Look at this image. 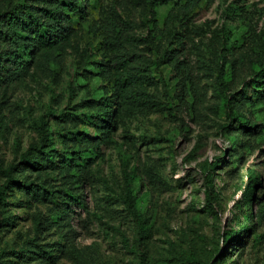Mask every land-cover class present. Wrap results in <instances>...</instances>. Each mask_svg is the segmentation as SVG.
Segmentation results:
<instances>
[{
  "label": "rangeland",
  "instance_id": "1",
  "mask_svg": "<svg viewBox=\"0 0 264 264\" xmlns=\"http://www.w3.org/2000/svg\"><path fill=\"white\" fill-rule=\"evenodd\" d=\"M17 1L0 0V10ZM80 2L46 68L36 52L0 81V182L37 146L33 165L13 172L31 189L10 183L0 205V264H140V253L148 264H180L190 253L204 264H264V91L252 81L264 0H201L186 12L163 5L158 16L171 21L152 39L143 0ZM119 55L152 76L145 97L121 109ZM177 57L192 75L182 92ZM222 93L254 126L228 124ZM250 176L259 182L246 198Z\"/></svg>",
  "mask_w": 264,
  "mask_h": 264
},
{
  "label": "trees",
  "instance_id": "2",
  "mask_svg": "<svg viewBox=\"0 0 264 264\" xmlns=\"http://www.w3.org/2000/svg\"><path fill=\"white\" fill-rule=\"evenodd\" d=\"M143 1L150 14L148 17L150 28H154V31H152L147 38L152 39L155 36V32H160L163 27L167 26L171 21L169 14H164L161 19L159 18V7L167 4H174L181 11L186 12L192 9V7L197 5L201 0ZM229 9H232L231 4L225 8V12ZM83 11L84 5L80 0H18L5 9L0 10V43L8 42V48L0 47V81L5 77L6 71L8 70H10L11 73H20L22 70L26 69L28 66V56L35 55L36 52H39L38 66L46 68L50 59L55 55L57 44L65 37V29L63 27L64 21L69 20L71 13H81ZM159 20L161 22L160 27H158ZM166 55V49H163L158 58L152 61L157 65L166 57ZM115 60L116 76L114 77V88L119 104H117V107H120L121 109L133 100H140L145 97L146 94L144 93L143 88L145 87L144 85L152 80V76L144 67L132 66L131 68H128L129 58L126 55L116 56ZM256 62L257 63L253 69L252 81L259 85V88L264 91V54ZM229 65V67H231L232 64L230 63ZM174 69L178 78L179 91H185L187 83L192 82V75L189 72L188 63L184 57H177L175 59ZM219 77L221 80V75H219ZM179 95V99H182V95ZM261 95L259 93L255 97L259 98ZM221 96L224 105L228 108L227 115L230 120L228 124L235 119L238 120L239 126H254L255 123H252V125L248 123V119L245 118V115L241 110L233 109V105L238 107L239 103H237V101L239 99L237 97H234L233 100H231L230 98L232 97V94L222 93ZM106 101L107 100L102 102L103 107L100 114L107 120L112 116L114 109L110 108V105ZM36 150V144L33 142L30 143L20 154L19 160L9 164L5 168V178L0 182V205L6 199L7 189L10 183H16L27 190L31 189V181L14 178L13 172L17 169L19 163L23 164V166L33 165L32 156ZM66 159H68V162L73 160L71 153L70 156L68 155L65 157V161H67ZM204 179L206 186L211 188L213 183L212 177L206 174ZM258 182L259 180L255 176H250L248 178L246 182V191L243 193L246 198L252 196L254 187ZM207 196L210 198L209 193ZM122 200L128 211L137 221L140 230L143 231L145 222L140 217L136 200L133 198L132 193L127 191L122 196ZM140 235H143V232H140ZM139 255L140 264H148L142 253ZM204 263H206L204 260L192 253L186 254L180 258V264Z\"/></svg>",
  "mask_w": 264,
  "mask_h": 264
}]
</instances>
